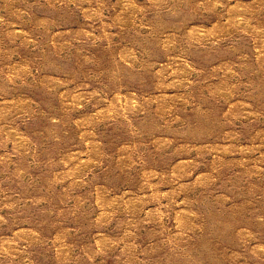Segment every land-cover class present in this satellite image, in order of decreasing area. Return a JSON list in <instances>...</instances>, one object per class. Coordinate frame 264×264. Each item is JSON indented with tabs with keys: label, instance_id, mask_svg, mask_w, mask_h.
Listing matches in <instances>:
<instances>
[{
	"label": "rangeland",
	"instance_id": "1",
	"mask_svg": "<svg viewBox=\"0 0 264 264\" xmlns=\"http://www.w3.org/2000/svg\"><path fill=\"white\" fill-rule=\"evenodd\" d=\"M0 264H264V0H0Z\"/></svg>",
	"mask_w": 264,
	"mask_h": 264
}]
</instances>
